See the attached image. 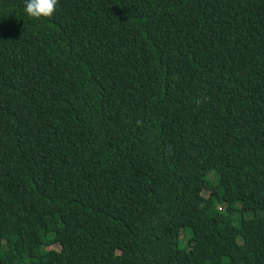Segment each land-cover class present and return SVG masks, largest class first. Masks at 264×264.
Returning a JSON list of instances; mask_svg holds the SVG:
<instances>
[{"label":"trees","instance_id":"obj_1","mask_svg":"<svg viewBox=\"0 0 264 264\" xmlns=\"http://www.w3.org/2000/svg\"><path fill=\"white\" fill-rule=\"evenodd\" d=\"M0 0V264H264V0Z\"/></svg>","mask_w":264,"mask_h":264},{"label":"clouds","instance_id":"obj_2","mask_svg":"<svg viewBox=\"0 0 264 264\" xmlns=\"http://www.w3.org/2000/svg\"><path fill=\"white\" fill-rule=\"evenodd\" d=\"M58 0H24V14L32 19L50 18Z\"/></svg>","mask_w":264,"mask_h":264}]
</instances>
